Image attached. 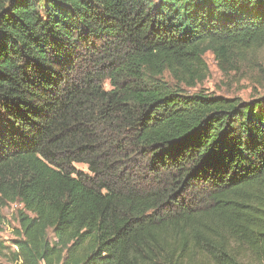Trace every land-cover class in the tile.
Masks as SVG:
<instances>
[{
  "label": "trees",
  "instance_id": "16d2710c",
  "mask_svg": "<svg viewBox=\"0 0 264 264\" xmlns=\"http://www.w3.org/2000/svg\"><path fill=\"white\" fill-rule=\"evenodd\" d=\"M263 50L264 0H0V264H264V97L188 92Z\"/></svg>",
  "mask_w": 264,
  "mask_h": 264
},
{
  "label": "rangeland",
  "instance_id": "374dc122",
  "mask_svg": "<svg viewBox=\"0 0 264 264\" xmlns=\"http://www.w3.org/2000/svg\"><path fill=\"white\" fill-rule=\"evenodd\" d=\"M205 61L209 70L208 78L195 89L189 90L190 94L203 91L214 96L239 98L244 102H252L254 99L264 97V79L263 83L257 84L256 81L263 76L257 69L250 71L242 67L238 73L225 74L212 54H207ZM259 61L264 69V50L260 53ZM76 168L87 172L85 165H77ZM19 209H21L19 205L6 208L4 210L5 223L0 227V239L11 248H13L11 243L15 240L14 229L19 227L17 220Z\"/></svg>",
  "mask_w": 264,
  "mask_h": 264
}]
</instances>
